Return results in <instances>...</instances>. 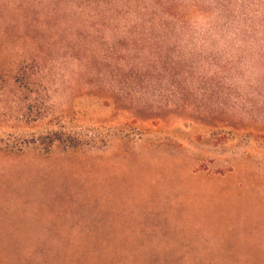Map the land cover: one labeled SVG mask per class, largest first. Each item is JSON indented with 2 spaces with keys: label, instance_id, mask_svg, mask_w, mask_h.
I'll return each instance as SVG.
<instances>
[{
  "label": "rangeland",
  "instance_id": "374dc122",
  "mask_svg": "<svg viewBox=\"0 0 264 264\" xmlns=\"http://www.w3.org/2000/svg\"><path fill=\"white\" fill-rule=\"evenodd\" d=\"M4 6L172 8L157 20L191 27L187 77L226 107L209 120L215 97L190 113L134 111L170 100L164 75L135 92L80 79L71 37H56L69 48L48 53L50 83H0V264H264V0ZM61 131L60 144L16 142Z\"/></svg>",
  "mask_w": 264,
  "mask_h": 264
},
{
  "label": "trees",
  "instance_id": "16d2710c",
  "mask_svg": "<svg viewBox=\"0 0 264 264\" xmlns=\"http://www.w3.org/2000/svg\"><path fill=\"white\" fill-rule=\"evenodd\" d=\"M172 12V8L133 11L126 7H0V83H50L56 63L48 59V53L69 48L60 46L62 43L56 37H71V66L80 79H90L109 89L135 92L151 89L153 73L165 76L171 87L170 100L157 106L145 100L131 105L132 110L151 114L155 109L164 111L174 106L190 113L192 108L215 97L217 105L212 111H204L208 115L203 116L205 120L214 119L226 107L222 102L224 95L218 89L216 93L209 91L205 82L187 77L186 71L194 66H187L188 59L179 44L180 37L188 34L191 27L157 20ZM108 37L112 43L107 41ZM143 51L148 57L139 60L137 57ZM70 138L61 131L45 139L16 142L28 147L40 140L60 144ZM44 258L48 260L46 264H51L48 256Z\"/></svg>",
  "mask_w": 264,
  "mask_h": 264
}]
</instances>
